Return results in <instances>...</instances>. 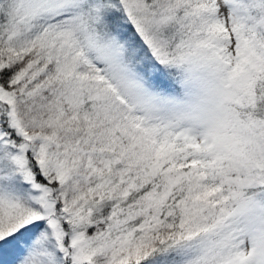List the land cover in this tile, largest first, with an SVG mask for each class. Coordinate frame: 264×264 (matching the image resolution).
<instances>
[{"label":"snow or ice","instance_id":"obj_1","mask_svg":"<svg viewBox=\"0 0 264 264\" xmlns=\"http://www.w3.org/2000/svg\"><path fill=\"white\" fill-rule=\"evenodd\" d=\"M0 264H264V0H0Z\"/></svg>","mask_w":264,"mask_h":264}]
</instances>
